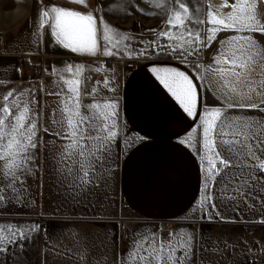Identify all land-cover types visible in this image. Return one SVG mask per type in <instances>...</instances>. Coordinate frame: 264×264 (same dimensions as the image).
<instances>
[{"label":"snow or ice","instance_id":"snow-or-ice-1","mask_svg":"<svg viewBox=\"0 0 264 264\" xmlns=\"http://www.w3.org/2000/svg\"><path fill=\"white\" fill-rule=\"evenodd\" d=\"M68 2L72 6H58L50 0L43 3L37 29H50L55 43L72 53L131 58L127 33L106 24L102 16L98 29L96 9L88 0ZM142 2L166 12L158 35L169 43L158 45L156 54L176 56L193 70L189 75L176 67L150 65L154 78L190 118L197 117L205 91L219 102L205 106L197 127L178 139L198 156L201 169L202 196L191 209L193 218L201 224L217 219L234 222L235 217L222 215L221 209L239 215L237 210L244 208L264 223V0H222L219 6L204 5V0ZM98 4L105 7L103 0ZM82 5L87 8L78 10ZM167 5L171 7L165 8ZM222 32L232 34L219 41L210 63L199 62L201 53L212 47ZM30 35L29 51H33L40 32ZM138 54L147 58L146 49ZM102 65L101 61L95 68L84 64L52 67L58 79L54 81L56 90L48 94L56 96L57 102L43 130L54 139L39 135L42 89L13 87L0 98V214L11 217L7 223L0 220V264H21L29 242L41 230L39 224L29 227L14 222L16 210L26 207V201L34 204L28 198V179L35 177L40 167L38 145L43 146L47 169L69 201L83 200L100 187H114L120 154L115 149L125 125L120 122V101L95 99L99 81L96 87H89L91 73H100ZM109 83L105 78L103 86L114 93L116 89ZM86 97H92V102H86ZM148 139L127 136L124 154ZM203 239L192 223L170 230L167 236L156 229L137 232L119 264H211L210 258L219 261L223 252H232L228 241L213 251ZM245 244L247 260L237 258L235 264H258L255 252L264 255V249ZM52 255L60 254L53 251ZM64 255L67 264H77L75 249L66 248ZM81 259L88 264L87 249Z\"/></svg>","mask_w":264,"mask_h":264},{"label":"crops","instance_id":"crops-1","mask_svg":"<svg viewBox=\"0 0 264 264\" xmlns=\"http://www.w3.org/2000/svg\"><path fill=\"white\" fill-rule=\"evenodd\" d=\"M48 2L49 0H29L28 7L16 12L15 24L0 29V98L13 87L26 89L31 86L42 89L39 94V135L45 140L54 139L43 130L44 121L57 102L56 96L48 94L56 90L54 81L58 79L52 74V67L84 64L95 68L102 61V71L91 73L93 79L89 87H96L99 81L100 91L95 99L120 101V122L125 126L121 130L120 143L115 149L120 154L116 160L114 187L106 190L97 188L83 200L69 201L63 195V190L56 185L53 173L47 169L43 146L38 145L36 151L40 159L37 164L40 167L35 177L28 179V198L34 200V204L26 201L27 206L22 207V213L45 219L47 234L41 253L43 264H67L64 252L68 247L75 249L78 254L77 264H84L81 257L85 254V249L88 250V264H119L120 239L131 223L172 222L191 212L193 205L201 198L202 180L198 158L192 150L178 143V139L197 125L210 100L218 101L205 91L195 119L183 112L149 70L150 65L171 66L193 75V70L177 59L166 56L137 59L129 48L127 50L132 52L131 58L128 55L92 57L63 49L51 37L50 29L36 27L39 9L43 3ZM50 2L58 6H72L68 0ZM205 2L206 5L219 6L222 0ZM231 2L233 0H229ZM88 3L96 9L98 29L102 27L99 21L102 16L106 24L128 34L129 41L126 43L142 39V34L116 23L104 10L100 11L96 0H88ZM86 8L87 5H82L78 10ZM37 30L40 32L38 47L29 51L32 44L30 33ZM231 34H218L217 41L206 49L202 63H210L217 53L219 41ZM20 54L30 58L33 65L19 68L17 58ZM109 58L112 60L110 64ZM126 62H132L133 67H127ZM14 69L20 71L15 72ZM105 78L110 82L109 87L116 89L114 93L104 88ZM86 102H92V97H86ZM137 135L149 139L138 143L125 155L126 137L132 136L135 139ZM237 211L239 215L228 208L221 209L222 215L235 217L234 222L217 219L214 223H203L209 224L202 233L205 245L215 251L218 246H224V241H228L232 249L231 253L223 252L219 261L214 257L210 258L211 264H225V260L227 264H235L237 258L247 260L244 255L247 251L245 241L253 248L264 249V223L259 222L261 217L244 208ZM128 214H135L137 218ZM120 222L126 224L123 233L119 230ZM192 222L197 223L194 218ZM53 251L60 255L53 256ZM254 258L258 264H264L261 251L257 250Z\"/></svg>","mask_w":264,"mask_h":264},{"label":"rangeland","instance_id":"rangeland-1","mask_svg":"<svg viewBox=\"0 0 264 264\" xmlns=\"http://www.w3.org/2000/svg\"><path fill=\"white\" fill-rule=\"evenodd\" d=\"M29 0H0V29H4L8 26L15 24V14L20 10H24L25 7H28ZM104 8L100 11H105V13L110 15V18L114 20L116 23L128 27L130 30L132 29L135 32H139L142 34V39H137L136 41H132L130 43L129 49L133 51L134 56L137 59H145V56L139 55L138 53L141 50H147V58L153 56H166L177 59L181 62L183 60L178 59L173 55H162L156 54V48L158 45H167L169 41L166 38L159 37L158 33L160 30L164 28V24L161 22L165 16L166 12L161 9H156L152 5L148 3L142 2V0H103ZM191 3V0H189ZM97 6L98 0H96ZM204 5L206 2L204 0ZM171 5L165 6V8H170ZM143 9V11H141ZM204 18V16H201ZM206 49L201 53V57L205 54ZM135 59V58H134ZM202 59L199 61L202 63ZM192 62H196L193 58ZM218 102L215 100H210L206 106H217ZM199 124V121L197 125ZM197 125L195 127H197ZM202 131V129H198V132ZM196 155V154H195ZM197 156V155H196ZM198 158V156H197ZM133 218H137L135 214H128ZM9 213L0 214V220L4 223H7L10 219ZM193 215L191 212L179 217L172 222H145V221H136L131 223L125 232L124 235L121 236L120 243V256L126 254L129 248V245L132 242L133 236L137 233L148 232L152 229L158 230L164 236H167L170 230L177 229L182 225H186L188 223H192L198 235L203 233L207 224H198L192 222ZM14 222L19 223L21 225L31 226L33 223L39 224L44 222L45 219L36 217V216H28L22 213V208H19L15 211L14 214ZM46 229L43 232L40 230L38 235L34 236L33 240L29 242L27 246V251L23 254L26 259L21 261V264H43L42 263V248L46 241ZM8 261L12 260V256L9 255L7 257Z\"/></svg>","mask_w":264,"mask_h":264},{"label":"built area","instance_id":"built-area-1","mask_svg":"<svg viewBox=\"0 0 264 264\" xmlns=\"http://www.w3.org/2000/svg\"><path fill=\"white\" fill-rule=\"evenodd\" d=\"M1 43H2V37L0 36V44ZM17 61H18L19 68H22L24 66H32L33 65L32 60L23 54L18 55ZM111 62H112V60L109 58L108 63L110 64ZM126 66L127 67H133V63L132 62H126ZM40 225H41V230L44 232L45 231L44 222H41ZM125 228H126L125 222H120L119 230L123 233L125 231Z\"/></svg>","mask_w":264,"mask_h":264}]
</instances>
